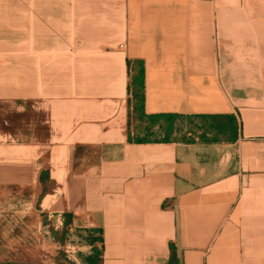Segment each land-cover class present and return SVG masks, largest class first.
<instances>
[{
	"label": "crops",
	"instance_id": "1",
	"mask_svg": "<svg viewBox=\"0 0 264 264\" xmlns=\"http://www.w3.org/2000/svg\"><path fill=\"white\" fill-rule=\"evenodd\" d=\"M50 214L102 264H264V0H0V239Z\"/></svg>",
	"mask_w": 264,
	"mask_h": 264
},
{
	"label": "rangeland",
	"instance_id": "2",
	"mask_svg": "<svg viewBox=\"0 0 264 264\" xmlns=\"http://www.w3.org/2000/svg\"><path fill=\"white\" fill-rule=\"evenodd\" d=\"M58 216L47 215L40 234H33L32 226L16 224L11 217L9 238L0 239V264H84L83 255L91 251L86 244L88 230L65 219L61 226Z\"/></svg>",
	"mask_w": 264,
	"mask_h": 264
},
{
	"label": "trees",
	"instance_id": "3",
	"mask_svg": "<svg viewBox=\"0 0 264 264\" xmlns=\"http://www.w3.org/2000/svg\"><path fill=\"white\" fill-rule=\"evenodd\" d=\"M144 76L143 73L139 75L138 79L133 80L132 85L134 87H137L138 90L144 89ZM139 94H137L138 96ZM139 105L136 107V109L140 112V117L143 118L145 117L144 113V99L143 97H139ZM149 119L153 122V124L157 123V118L153 119L149 116ZM165 119L168 121L169 126L166 127L164 130V136L162 139L164 141H171L173 138V134L175 133L176 130V123L179 119L183 120V117L180 115H167L165 116ZM200 119L202 121L201 125H196L195 120ZM212 120V121H211ZM187 122L190 126V130L192 133L190 135V139H187L185 137V140L187 141H195V138L193 137L194 134V127L197 126L198 129H203L202 133L200 134L199 138L201 141H209V133L212 131H216L217 133H224L226 130L234 132L235 127L233 122L231 121L228 126H225L224 124H221L218 122L217 117H208V116H201V117H188ZM140 141H145V138L139 139ZM86 244L91 246V253L88 255H83L82 260L84 264H102V252L97 248L96 242L100 239L98 237L94 236V231L88 230L87 235H86Z\"/></svg>",
	"mask_w": 264,
	"mask_h": 264
},
{
	"label": "built area",
	"instance_id": "4",
	"mask_svg": "<svg viewBox=\"0 0 264 264\" xmlns=\"http://www.w3.org/2000/svg\"><path fill=\"white\" fill-rule=\"evenodd\" d=\"M59 217V223H60V225L61 226H64V218L61 216V215H59L58 216ZM98 236H100L99 234H98ZM88 245V244H87ZM91 248V247H90Z\"/></svg>",
	"mask_w": 264,
	"mask_h": 264
}]
</instances>
